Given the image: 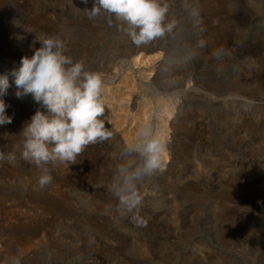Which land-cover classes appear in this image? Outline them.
I'll return each instance as SVG.
<instances>
[{"label":"rangeland","instance_id":"1","mask_svg":"<svg viewBox=\"0 0 264 264\" xmlns=\"http://www.w3.org/2000/svg\"><path fill=\"white\" fill-rule=\"evenodd\" d=\"M166 2L176 27L136 46L125 22L88 18L92 0H0V75L33 55L37 36H58L66 55L102 74L114 133L75 164L47 165L52 181L41 186L18 146L45 109L17 98L9 77L13 119L0 126V149L16 160L0 161V264H264V0ZM139 53L163 57L135 69ZM145 119L167 159L139 185L133 219L108 185L114 154Z\"/></svg>","mask_w":264,"mask_h":264},{"label":"clouds","instance_id":"2","mask_svg":"<svg viewBox=\"0 0 264 264\" xmlns=\"http://www.w3.org/2000/svg\"><path fill=\"white\" fill-rule=\"evenodd\" d=\"M81 2L87 5L89 0ZM83 11L90 20L114 17L125 22V31L136 46L162 38L176 27L175 21L166 23V0H92V7ZM37 40L41 46L34 49L33 55L22 56L18 66L0 75V126L12 123L13 119L6 112L10 105L3 99L11 86V77L17 98L31 94L45 109H38L25 122L18 146L21 158L42 170L39 184L44 186L52 181L47 165L75 164L88 145L110 141L114 133L103 119L102 74L87 69L84 61L66 55L65 41L58 36H37ZM223 54V48L212 53L217 58ZM113 159L119 162L108 189L118 200L116 210L120 215L131 214L135 219L143 199L139 185L164 168L166 143L149 119L138 126L134 139L122 145ZM5 160L15 162V151L0 149V161Z\"/></svg>","mask_w":264,"mask_h":264},{"label":"bare ground","instance_id":"3","mask_svg":"<svg viewBox=\"0 0 264 264\" xmlns=\"http://www.w3.org/2000/svg\"><path fill=\"white\" fill-rule=\"evenodd\" d=\"M163 57V53H157V54H155V55H153V56H145V54H143V53H139L135 58H134V60L131 62V63H129V64H132L133 65V67H135V69H138V67H139V65H145V63H147V61L148 60H150V59H153V60H160L161 58ZM117 77H118V75H117ZM121 99V98H120ZM136 100V99H135ZM124 101V100H123ZM137 102V101H136ZM143 119V118H142ZM145 121H146V119H145ZM137 127V126H136ZM133 128H135V127H133ZM132 128V129H133ZM137 129V128H136ZM135 135V134H134ZM133 135V132H132V137L134 136ZM127 138H129V137H126V139ZM129 140V139H128ZM133 140V139H132ZM127 142V141H126Z\"/></svg>","mask_w":264,"mask_h":264}]
</instances>
